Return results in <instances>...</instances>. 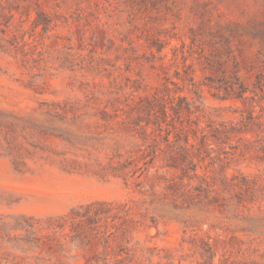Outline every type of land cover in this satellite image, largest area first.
Here are the masks:
<instances>
[{
    "label": "rangeland",
    "instance_id": "rangeland-1",
    "mask_svg": "<svg viewBox=\"0 0 264 264\" xmlns=\"http://www.w3.org/2000/svg\"><path fill=\"white\" fill-rule=\"evenodd\" d=\"M0 264H264V0H0Z\"/></svg>",
    "mask_w": 264,
    "mask_h": 264
},
{
    "label": "trees",
    "instance_id": "trees-1",
    "mask_svg": "<svg viewBox=\"0 0 264 264\" xmlns=\"http://www.w3.org/2000/svg\"><path fill=\"white\" fill-rule=\"evenodd\" d=\"M163 94H164V90H162V89H158V91L155 93V98L158 100H160L161 99V97L163 96Z\"/></svg>",
    "mask_w": 264,
    "mask_h": 264
}]
</instances>
